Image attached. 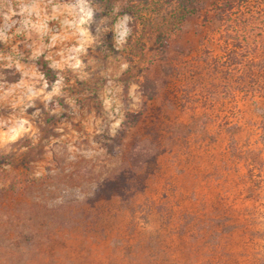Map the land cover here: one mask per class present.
Returning <instances> with one entry per match:
<instances>
[{
    "label": "rangeland",
    "instance_id": "1",
    "mask_svg": "<svg viewBox=\"0 0 264 264\" xmlns=\"http://www.w3.org/2000/svg\"><path fill=\"white\" fill-rule=\"evenodd\" d=\"M96 6L131 33L51 69L36 143L0 147V264H264V0Z\"/></svg>",
    "mask_w": 264,
    "mask_h": 264
},
{
    "label": "clouds",
    "instance_id": "2",
    "mask_svg": "<svg viewBox=\"0 0 264 264\" xmlns=\"http://www.w3.org/2000/svg\"><path fill=\"white\" fill-rule=\"evenodd\" d=\"M97 3L98 0H0V45H10L8 52L0 51V69H15L19 73V79L11 83L0 73V101H6L11 109L7 116L0 117V147L5 152L13 150L24 138L35 144L38 139L35 121L41 114L36 101L42 102L44 110L53 114L58 107L53 97L63 95L64 77L59 72L49 90L45 74L35 63L41 56L48 62L49 69L68 68L78 79H84L87 73L83 72L86 67L83 58L89 49L94 50L102 43V33H112L116 48L126 42L131 33L128 26L131 17L126 13L117 16L108 27V17L99 15L101 9ZM52 21L57 22L58 27L57 24L50 27ZM17 37L29 41L25 44L29 49V63L22 62L23 53L18 48L22 41ZM14 40L16 43H12ZM87 62L91 64L92 59L88 58ZM126 67V63L121 65V69ZM49 102L53 103L51 109ZM108 103L105 100L106 106ZM29 109L33 110L29 113ZM122 119V116L115 119L110 135L115 134ZM20 151H26V147H20Z\"/></svg>",
    "mask_w": 264,
    "mask_h": 264
},
{
    "label": "trees",
    "instance_id": "3",
    "mask_svg": "<svg viewBox=\"0 0 264 264\" xmlns=\"http://www.w3.org/2000/svg\"><path fill=\"white\" fill-rule=\"evenodd\" d=\"M38 64H39V66H40L41 71H42L47 77H49V76H50L49 74H50V72H51V69L48 68L46 62H44V61H39ZM125 197H126V195H124V196L122 195V199H125Z\"/></svg>",
    "mask_w": 264,
    "mask_h": 264
}]
</instances>
